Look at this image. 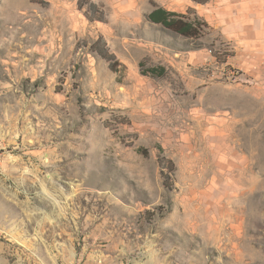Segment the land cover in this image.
Wrapping results in <instances>:
<instances>
[{
    "label": "rangeland",
    "instance_id": "obj_1",
    "mask_svg": "<svg viewBox=\"0 0 264 264\" xmlns=\"http://www.w3.org/2000/svg\"><path fill=\"white\" fill-rule=\"evenodd\" d=\"M79 2L0 0V264H264V107L228 48Z\"/></svg>",
    "mask_w": 264,
    "mask_h": 264
},
{
    "label": "crops",
    "instance_id": "obj_2",
    "mask_svg": "<svg viewBox=\"0 0 264 264\" xmlns=\"http://www.w3.org/2000/svg\"><path fill=\"white\" fill-rule=\"evenodd\" d=\"M170 11L204 20L209 29L207 41L226 46L225 62L236 70L234 80L242 84L257 105L264 107V0H156ZM154 7L152 6L148 12Z\"/></svg>",
    "mask_w": 264,
    "mask_h": 264
},
{
    "label": "trees",
    "instance_id": "obj_3",
    "mask_svg": "<svg viewBox=\"0 0 264 264\" xmlns=\"http://www.w3.org/2000/svg\"><path fill=\"white\" fill-rule=\"evenodd\" d=\"M83 1L84 0H81V2H79V5H82ZM193 1L198 3H205L208 0ZM89 11L96 13L95 16H89ZM86 16L89 20H103L104 17L103 10H100L99 12L97 4L92 1L89 2V8L87 10ZM144 17L148 22L159 25L163 31L171 34L181 35L184 37H197L203 27H208L207 23L204 20L199 19L198 17H196L194 20H190L186 14L170 11L161 6H155L154 9H152L150 12H147ZM92 48L101 58L108 62L109 68L112 71L117 72L120 66L124 67L123 64L118 60L116 55L109 50L103 37L97 39L96 42L93 43ZM138 67L140 73L149 75L153 78L164 77L168 72V69L163 65L150 66L146 68L144 61H140L138 63ZM138 149L144 155L148 154V151L146 149ZM166 162L168 163V166H165V168H167V173H163V183L166 187H171V185L168 184V177L174 171L175 167L172 160L161 158V165ZM163 168L164 166H162V169Z\"/></svg>",
    "mask_w": 264,
    "mask_h": 264
}]
</instances>
